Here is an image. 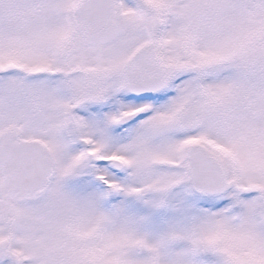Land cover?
<instances>
[{"label":"snow or ice","instance_id":"obj_1","mask_svg":"<svg viewBox=\"0 0 264 264\" xmlns=\"http://www.w3.org/2000/svg\"><path fill=\"white\" fill-rule=\"evenodd\" d=\"M0 264H264V0H0Z\"/></svg>","mask_w":264,"mask_h":264}]
</instances>
